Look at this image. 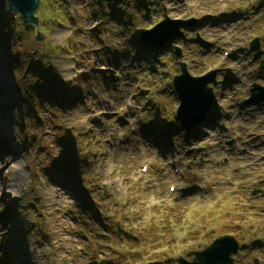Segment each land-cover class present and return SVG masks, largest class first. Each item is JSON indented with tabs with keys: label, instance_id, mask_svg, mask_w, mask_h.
Here are the masks:
<instances>
[{
	"label": "rangeland",
	"instance_id": "obj_1",
	"mask_svg": "<svg viewBox=\"0 0 264 264\" xmlns=\"http://www.w3.org/2000/svg\"><path fill=\"white\" fill-rule=\"evenodd\" d=\"M61 1L70 24L38 19L42 42L31 23L14 46L0 34V264H177L223 235L240 245L232 264H264V103L247 104L250 86L264 87V0H129L123 17L118 1L104 12ZM164 15L192 24L162 46L142 41ZM13 60L42 76L22 82ZM179 63L192 77L215 71L214 116L189 132L177 128ZM55 80L83 92L72 109L23 103V84ZM223 135L236 157L222 154Z\"/></svg>",
	"mask_w": 264,
	"mask_h": 264
},
{
	"label": "water",
	"instance_id": "obj_2",
	"mask_svg": "<svg viewBox=\"0 0 264 264\" xmlns=\"http://www.w3.org/2000/svg\"><path fill=\"white\" fill-rule=\"evenodd\" d=\"M9 10L13 13L20 14L27 23L36 26L34 37L35 42H42L45 39L43 33L38 31L37 17L34 13L39 8V0H5ZM192 24V21H181L169 19L163 16V20L156 24L153 28L143 31L139 37L145 43L150 42L155 46H162L167 41H173L181 37V29ZM203 49H208L210 45L199 37L195 41ZM249 51L253 53V59L257 60L262 55L259 49V40L255 38L249 44ZM180 50L174 47V56L180 58ZM264 62H261V67ZM178 76L172 78L171 86L178 100L176 110V120L181 124L183 130H191L200 125L208 113V109L212 105L213 92L209 84L215 86V71L199 77H192L187 72L184 63H179ZM250 96L248 104L257 105L264 103V87L253 84L249 90ZM121 234V231H118ZM239 251L238 241L231 235H225L213 240L207 247L201 251L189 252L187 257L190 260L182 257L178 258V264H232V256ZM256 263V261H255ZM159 264V263H150Z\"/></svg>",
	"mask_w": 264,
	"mask_h": 264
},
{
	"label": "trees",
	"instance_id": "obj_3",
	"mask_svg": "<svg viewBox=\"0 0 264 264\" xmlns=\"http://www.w3.org/2000/svg\"><path fill=\"white\" fill-rule=\"evenodd\" d=\"M106 1L121 2L122 6H120V3H119V6L120 8H122L121 9L122 17L124 16L123 14L126 12V9L129 6L131 7V9L133 7V4L131 6V3H129L130 2L129 0H121V1L119 0H97L96 4L98 8L101 10V12L105 11V10L103 11V5H104V2ZM40 4L41 5L37 13H39L40 15L39 20H40L41 27L48 30V28H50L54 24H57L58 21L62 22L65 25L70 24V20H69L70 18L67 16L66 10L63 6V2L61 0H40ZM0 6H1L0 8V25H1L0 34H2V40L5 39L6 43L7 42L12 43V45L14 46L15 40H18L21 37V35L23 36L27 34L26 29H29L28 23L25 21V19L20 14L11 12L5 0H1ZM98 15L101 16L100 14ZM123 19L125 20L126 18H123ZM32 42L33 40L31 41V43ZM69 49L72 51V49H74V44H70L69 42L68 50ZM49 51L50 50L45 52L42 49L38 55H41L43 60H47L48 62H50L52 52L49 53ZM32 52L33 51L31 52L28 51V53L26 54L31 55L35 53V52L34 53ZM12 64H13L12 67L16 69L15 70L16 72H18V76H22V79H21L22 82L26 80V77H28L27 79H30L32 74H35V75L37 74L40 77L42 76V73L38 70L37 65L34 66L33 64H31L29 65L30 68L26 72L23 71V73L22 72L20 73V69L23 68V65H18V63H16L15 60L12 61ZM35 80H36L35 82L39 84L40 80L39 79H35ZM28 82L31 83L33 81L30 79ZM57 82H59V80H55L53 85H51L50 82L48 81L50 88L48 87L40 88V87H37L38 85H35L29 88L25 86V84H23L22 90L21 91L19 90V93H21L23 97V103L26 104L27 106H31V104L33 103V105L35 106L36 102L39 101V99H44L46 100V102H50L51 104L53 103L54 105L61 106L63 108L68 107V109L69 108L72 109L74 105L76 106V102L80 101V98L83 92L79 90L80 87H78L77 84L75 86H72L70 82L68 83L60 82V84H58ZM61 84L64 87H62ZM68 88H71L70 93L67 91ZM28 98L31 99L32 103L27 102ZM23 107L26 111L25 118L27 117V118L34 119L35 112L34 111L31 112L28 109H26L25 105ZM34 140H36L35 137L31 138V142H33ZM125 218L128 219L127 216ZM194 241L195 240H189L188 242L194 243Z\"/></svg>",
	"mask_w": 264,
	"mask_h": 264
},
{
	"label": "bare ground",
	"instance_id": "obj_4",
	"mask_svg": "<svg viewBox=\"0 0 264 264\" xmlns=\"http://www.w3.org/2000/svg\"><path fill=\"white\" fill-rule=\"evenodd\" d=\"M0 121H1V124L5 121V119L4 118H0ZM0 124V125H1ZM4 127H5V125H4ZM0 128L2 129V127L0 126ZM246 154V153H245ZM0 155L2 156L3 154H1L0 153ZM0 163H1V158H0ZM15 167L18 169V166L17 165H15Z\"/></svg>",
	"mask_w": 264,
	"mask_h": 264
}]
</instances>
